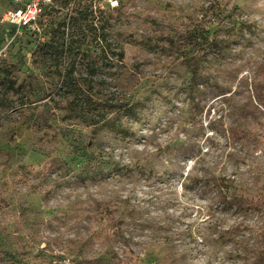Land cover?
Masks as SVG:
<instances>
[{"label":"rangeland","instance_id":"374dc122","mask_svg":"<svg viewBox=\"0 0 264 264\" xmlns=\"http://www.w3.org/2000/svg\"><path fill=\"white\" fill-rule=\"evenodd\" d=\"M38 25L0 22V264H264L243 202L264 198V0H55Z\"/></svg>","mask_w":264,"mask_h":264},{"label":"built area","instance_id":"2783aa9c","mask_svg":"<svg viewBox=\"0 0 264 264\" xmlns=\"http://www.w3.org/2000/svg\"><path fill=\"white\" fill-rule=\"evenodd\" d=\"M55 0H13V5L5 9L0 22L4 24L9 34L20 35L25 29H39L38 20L45 7ZM113 6L119 0H110Z\"/></svg>","mask_w":264,"mask_h":264},{"label":"trees","instance_id":"16d2710c","mask_svg":"<svg viewBox=\"0 0 264 264\" xmlns=\"http://www.w3.org/2000/svg\"><path fill=\"white\" fill-rule=\"evenodd\" d=\"M24 31H32V30L25 29ZM176 36H178L179 43L190 45V49L188 52H192L193 50L202 46L207 41L204 34L202 35L197 34L194 29L189 31H184L183 33L182 32L178 33L177 31ZM243 202L244 205L250 208H259L261 206H264V198H259L257 200L251 198V199H246Z\"/></svg>","mask_w":264,"mask_h":264}]
</instances>
